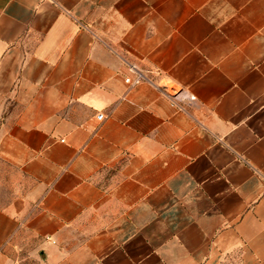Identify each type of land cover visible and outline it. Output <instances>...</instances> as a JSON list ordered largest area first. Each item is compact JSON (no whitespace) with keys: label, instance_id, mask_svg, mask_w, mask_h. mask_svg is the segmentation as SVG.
I'll return each instance as SVG.
<instances>
[{"label":"crops","instance_id":"1","mask_svg":"<svg viewBox=\"0 0 264 264\" xmlns=\"http://www.w3.org/2000/svg\"><path fill=\"white\" fill-rule=\"evenodd\" d=\"M25 248L264 264V0H0V264Z\"/></svg>","mask_w":264,"mask_h":264},{"label":"built area","instance_id":"2","mask_svg":"<svg viewBox=\"0 0 264 264\" xmlns=\"http://www.w3.org/2000/svg\"><path fill=\"white\" fill-rule=\"evenodd\" d=\"M131 69L134 72L133 77H126L125 82L129 85H136L143 81H147L153 83L152 80L141 70L137 69L134 65H131ZM166 98L168 99L169 103L173 106H181L186 102H190L194 100V96L189 94L183 90H174L172 92H164ZM96 118L101 120L103 118V113L99 112L96 114Z\"/></svg>","mask_w":264,"mask_h":264},{"label":"rangeland","instance_id":"3","mask_svg":"<svg viewBox=\"0 0 264 264\" xmlns=\"http://www.w3.org/2000/svg\"><path fill=\"white\" fill-rule=\"evenodd\" d=\"M3 194H6V193H11L10 190L8 192H6L5 190L2 192ZM24 258L22 259V262H15V263H12V264H39L38 262V258L37 257H34L31 252L28 250V248H25L22 252Z\"/></svg>","mask_w":264,"mask_h":264}]
</instances>
